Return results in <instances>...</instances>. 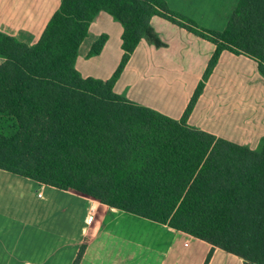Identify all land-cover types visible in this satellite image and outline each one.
<instances>
[{
    "label": "trees",
    "instance_id": "obj_1",
    "mask_svg": "<svg viewBox=\"0 0 264 264\" xmlns=\"http://www.w3.org/2000/svg\"><path fill=\"white\" fill-rule=\"evenodd\" d=\"M101 13L123 28V60L106 81L76 67ZM154 16L217 45L205 78L221 51L256 61L264 77V0H240L222 32L199 29L166 0H62L36 44L0 32V170L264 264V147L255 152L190 126L191 106L176 120L115 92L142 40L163 46Z\"/></svg>",
    "mask_w": 264,
    "mask_h": 264
},
{
    "label": "crops",
    "instance_id": "obj_2",
    "mask_svg": "<svg viewBox=\"0 0 264 264\" xmlns=\"http://www.w3.org/2000/svg\"><path fill=\"white\" fill-rule=\"evenodd\" d=\"M239 1L166 0L172 12L209 32L225 30ZM61 2L0 0V32L34 45ZM151 26L163 46L142 40L115 92L180 120L202 85L204 93L188 124L193 127L195 116L198 124L215 126H195L201 131L240 146H257L264 136V77L256 61L226 51L225 62L207 80L217 51L214 42L160 16L151 19ZM122 34L121 24L110 15L97 17L77 58L82 76L104 81L114 76L124 56ZM101 36L106 40L94 56L92 45ZM83 246L81 264H244L167 225L0 170V264H74Z\"/></svg>",
    "mask_w": 264,
    "mask_h": 264
},
{
    "label": "rangeland",
    "instance_id": "obj_3",
    "mask_svg": "<svg viewBox=\"0 0 264 264\" xmlns=\"http://www.w3.org/2000/svg\"><path fill=\"white\" fill-rule=\"evenodd\" d=\"M97 20V19H96ZM102 37L103 36H101V37H99L96 41H95V43L96 44H98V43H100V41L102 40ZM222 46V45H221ZM226 51H221V53H220V55H219V57L217 58V61H216V64H215V66L213 67V69L211 70V72H210V74L206 77L207 78V80H208V78H210L211 76H212V74H213V72H214V70L220 65V64H222L223 62H225L224 61V57H226V53H225ZM229 61V60H228ZM230 66V64H227V65H225V68H224V70L226 69V68H228ZM210 76V77H209ZM204 90H205V88L201 85L196 91H195V95L193 96V98H192V100H191V103H190V105H189V108H190V106L192 107V109L190 108V112H189V115H191L194 111H195V109H196V107H197V104H198V102H199V99L201 98V96L203 95V93H204ZM200 105H202V103L200 104ZM199 111V108H198V110H197V112ZM196 112V113H197ZM202 118V117H201ZM200 122V121H199ZM198 127V126H204V128H213V127H215L214 125H212L210 122H206V123H204V124H198L197 122H195V116H194V121H193V127L194 128H196V127ZM226 136H228L227 134H225ZM235 143V142H234ZM237 144V143H236ZM244 144V143H243ZM239 145V144H238ZM241 146H244V147H246V148H249V149H251V150H253V151H255V152H261L262 151V149H263V147H264V136L261 138V140H260V142L259 143H257V146H253V147H249V146H246V145H241ZM214 250H216V249H214ZM213 250V251H214ZM218 250V249H217ZM220 250V249H219Z\"/></svg>",
    "mask_w": 264,
    "mask_h": 264
},
{
    "label": "built area",
    "instance_id": "obj_4",
    "mask_svg": "<svg viewBox=\"0 0 264 264\" xmlns=\"http://www.w3.org/2000/svg\"><path fill=\"white\" fill-rule=\"evenodd\" d=\"M39 196L41 197V195H40V194H39ZM88 218H89V219H91V217H90V216H89ZM169 228H171V227H169ZM171 229H173V228H171Z\"/></svg>",
    "mask_w": 264,
    "mask_h": 264
}]
</instances>
